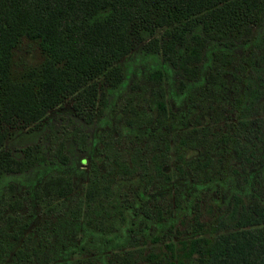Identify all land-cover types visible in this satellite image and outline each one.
<instances>
[{"label":"rangeland","instance_id":"1","mask_svg":"<svg viewBox=\"0 0 264 264\" xmlns=\"http://www.w3.org/2000/svg\"><path fill=\"white\" fill-rule=\"evenodd\" d=\"M253 17L239 15L221 32L239 57L256 54L250 80L221 81L211 38L200 41L194 57L178 51L186 43L165 51L169 34L157 26L108 71L7 136L3 149L26 164L0 169V239L8 246L0 264H123L128 251L126 264H148V251L161 253L165 243L190 235L196 212L212 228L223 225L235 193L264 204V10ZM15 51L17 70L42 60L28 39ZM175 54H185L183 68L173 63ZM158 60L171 68L169 84L149 78ZM185 83L192 102L188 95L178 100ZM157 98L166 102L165 120L150 108ZM239 99L250 108L241 109ZM164 137L183 146L173 154L170 181L143 184L147 152ZM206 154L209 167L199 170ZM118 163L128 170H115ZM107 171L114 173L106 178ZM64 182L72 188L60 194ZM20 221L27 226L13 238Z\"/></svg>","mask_w":264,"mask_h":264},{"label":"trees","instance_id":"2","mask_svg":"<svg viewBox=\"0 0 264 264\" xmlns=\"http://www.w3.org/2000/svg\"><path fill=\"white\" fill-rule=\"evenodd\" d=\"M263 10L264 0H0V169L18 170L26 164L3 149L7 136L27 127L65 95L108 71L144 39L147 30L157 26L169 34L165 51L186 43L187 50L179 47L178 51H189L188 55L194 57L200 41L211 38L215 41L211 60L224 69L221 81L250 80L249 72L258 69L256 54L239 57L231 41L221 42V32L237 23L239 15L253 17ZM180 18L186 19L183 25H178ZM186 32L192 34L196 43L189 41ZM24 39L36 42L43 56L37 64L17 70L15 49ZM260 40L264 41V35ZM173 59L177 67H184L185 54H175ZM170 72L171 68L158 60V65L149 71V78L169 84ZM247 86V92H253L252 81ZM181 90L178 100L185 95L191 97V102L194 100L187 83ZM237 103L243 104L241 109L250 108L240 99ZM150 105L163 120L168 118L164 99L157 98ZM229 137L232 134L220 141L226 143ZM161 145L162 148L158 144L147 152L143 184L170 181L173 154L178 157L183 146L171 144L165 137ZM217 146L213 145L212 150ZM223 153L219 149L218 155ZM199 160L196 166L203 170L210 163V155ZM117 167L115 170L121 171L129 168L125 163H118ZM113 173L107 171L103 175L109 178ZM71 188L70 182H64L58 190L67 194ZM249 197L252 195L247 192L233 194L221 226L206 227L211 223L203 221L196 212L189 217L193 221L190 235L165 243L161 253L148 251L146 261L264 264V204L250 203ZM11 219L16 222L14 217ZM26 226V221H20L10 236L16 238ZM5 241L0 239V259L8 251ZM142 251L138 249L139 253ZM131 253L121 257L123 264L130 260Z\"/></svg>","mask_w":264,"mask_h":264}]
</instances>
